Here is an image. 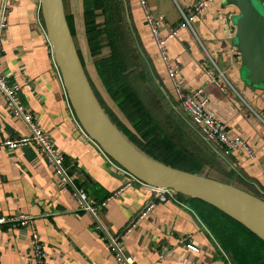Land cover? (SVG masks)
<instances>
[{"label":"crops","instance_id":"crops-1","mask_svg":"<svg viewBox=\"0 0 264 264\" xmlns=\"http://www.w3.org/2000/svg\"><path fill=\"white\" fill-rule=\"evenodd\" d=\"M63 1L87 76L107 107L119 116L120 110L107 95L89 51L84 15L86 8L92 6L91 1ZM201 1L204 0H148L151 13L165 18L160 35L167 37L169 30L178 26L180 10L187 12ZM129 6L153 58L156 75L174 92L139 0H129ZM237 15L234 7L224 8L222 2L215 0L195 21L193 32L180 30L169 41L168 51L183 87L188 91L203 88L210 99L208 111L226 125L231 137L246 140L255 152L253 158L244 152L225 157L209 143L210 152L198 155L207 161L202 175L249 194L251 190L264 195V92L243 81L241 56L233 45L236 35L233 19ZM3 46L1 71L10 84L20 87L22 102L64 155L67 169L80 175L77 185L98 201L112 197L102 215L108 230L113 234L124 231L151 200L152 192L122 171L79 123L48 45L41 0L15 1L4 30ZM210 58L233 89L221 92L206 76L202 66ZM29 132L10 113L0 94V141L18 139ZM118 192L121 193L114 196ZM211 215L206 218L211 219ZM20 216L35 220L49 264H116L108 244L93 230V218L82 211L70 191L61 189L59 178L36 147L0 150V217ZM211 223L204 221L193 206L159 203L125 237L123 246L137 264H235L234 254L227 253L214 237ZM31 251L29 228H0L2 264H35Z\"/></svg>","mask_w":264,"mask_h":264},{"label":"water","instance_id":"water-1","mask_svg":"<svg viewBox=\"0 0 264 264\" xmlns=\"http://www.w3.org/2000/svg\"><path fill=\"white\" fill-rule=\"evenodd\" d=\"M238 15L234 47L241 56L243 81L264 92V3L219 0ZM41 14L54 58L74 113L89 137L131 177L202 201L264 241V200L233 185L165 165L137 148L104 110L92 88L70 31L63 0H41Z\"/></svg>","mask_w":264,"mask_h":264},{"label":"built area","instance_id":"built-area-1","mask_svg":"<svg viewBox=\"0 0 264 264\" xmlns=\"http://www.w3.org/2000/svg\"><path fill=\"white\" fill-rule=\"evenodd\" d=\"M15 1L16 0L2 1L0 10V63L4 54L3 34L4 30L8 26L9 12L11 11ZM214 1L215 0L201 1L187 12L180 10V23L177 27L171 28L169 30V34L167 37H162L160 35V29L161 26L166 24L165 18L163 16H155L151 13L148 6V0H139L140 6L145 14L146 22L149 25L150 31L154 38L157 54L161 59L163 65L165 66L167 76L175 92L176 100L179 102L183 111L188 115L191 122L200 130L203 138L208 143L215 145L225 157L244 152L249 157L253 158L255 152L249 145V143L240 137H231L226 125L223 122L219 121L211 112L208 111L210 99L206 91L203 88L188 91L182 86L179 78V71L172 65L171 57L168 51L169 41L175 38L180 30L188 29L193 32V25L195 21L208 7V4ZM45 33L48 39V45L52 50V55L54 58L53 45L48 38L46 29ZM54 62L57 69H59L56 64L55 58ZM209 67L213 68V70H211ZM202 69L206 76L211 79L212 83L221 92L225 93L228 89H233L224 72L217 66L216 62L212 58L209 59V63L203 64ZM0 94L4 97L6 107L10 111V113L15 118L21 120L30 131L29 135L23 136L21 138L0 141V150L5 149L8 151H16L24 147H36L38 151L43 155L48 166L59 178L61 189L70 191L82 211L86 214H89L93 218V230L95 231V233L101 235L102 239L108 244L109 250L113 256L115 263L137 264L135 257L130 256L125 252L123 240L132 231V229L137 226V224H139L153 211L157 204L174 203L181 205L182 203L179 201V194L173 189L146 185L132 177L133 180L139 185L147 187L151 190L152 198L139 212L135 220L132 221L124 231L118 234L111 233L103 223L102 215L112 197L102 202L98 201L87 191L77 185V181L80 179V175L77 172H70L67 169L64 155L54 146L50 135L44 132L39 127L34 114L22 102L20 97V87L10 84L8 77L1 71V69ZM68 100L70 103V107H72L69 96ZM120 169L124 171L122 168ZM124 172L127 173L126 171ZM120 193L121 192H118L114 196H118ZM5 226H10L13 228H29L32 239L31 252L35 264H49V255L45 249L39 230L35 225V220L32 217L20 216L13 219L0 217V228ZM188 247L192 251H196L195 247ZM0 264H2L1 254Z\"/></svg>","mask_w":264,"mask_h":264},{"label":"trees","instance_id":"trees-1","mask_svg":"<svg viewBox=\"0 0 264 264\" xmlns=\"http://www.w3.org/2000/svg\"><path fill=\"white\" fill-rule=\"evenodd\" d=\"M88 1H91L90 4L92 6H86L84 17L90 55L107 95L115 101L120 110L118 120H122L121 124L123 128H120L111 118L112 121L132 142L149 156L173 168L202 175L207 167V161L192 151H188V148H185L177 138L174 139L173 135L157 134L159 132L151 128L152 124L157 126V123L154 120L152 121L149 114H147V121L144 117L134 118V113L129 109V102L131 101L135 107H140L138 101H129L126 98L120 97V91L116 89L120 83L126 84L128 73L124 57L118 50L117 43L113 39L114 35H112V20L114 17L117 19L119 15L125 12L123 0H113L117 3L114 12L115 16H113V12L109 6V0H86V3ZM146 25L150 29L147 22ZM119 31L121 30L119 29ZM118 35L125 39L122 32H119ZM105 48L108 51H105ZM80 58L84 64L83 57ZM91 85H93L92 82ZM129 98L135 99V97ZM177 103L180 106L178 101ZM103 108L105 109L104 106ZM180 108L182 109L181 106ZM105 111L110 117L106 109ZM82 189L87 191L85 188ZM250 192L264 200V195L261 193L259 194L251 190ZM179 201L193 206L207 223L212 222L210 226L214 237L227 253L230 255L234 254V260L237 264H264V243L256 238L246 227L202 201L186 198L182 195H179ZM205 210L209 211V213ZM210 213L214 214V217ZM207 215H211V219L206 218Z\"/></svg>","mask_w":264,"mask_h":264},{"label":"rangeland","instance_id":"rangeland-1","mask_svg":"<svg viewBox=\"0 0 264 264\" xmlns=\"http://www.w3.org/2000/svg\"><path fill=\"white\" fill-rule=\"evenodd\" d=\"M257 1L261 4L264 3L263 0ZM115 2L109 0V6L113 12V16H115L114 12L117 7V3ZM123 9L125 12L119 15L117 19L114 17L112 20L113 39L116 41L118 50L124 57L128 72L126 84L120 83L119 87H116L120 91V97L126 98L129 101L137 100L140 107H135L131 101L129 102V109L134 113V118L144 117L147 121V114H149L152 121L154 120L157 123V126H154V124L151 125L154 131L159 132L157 134L173 135L175 137L174 139L177 138L185 148H188V151L190 150L199 156L201 152L206 150L210 152V148L208 147L209 143L203 138L200 130L191 122L188 115L178 105L172 87L168 83L162 82L156 75L153 58H151L146 49L145 40L141 38L138 32L133 15L130 14L131 7L129 6V0H123ZM117 31L122 32L125 39L118 35L119 32ZM105 51L108 50L105 48ZM93 90L101 105L110 114V118L120 128H123L121 124L122 120H118V116L107 107L95 87ZM129 97H135V99ZM132 143L139 148L134 142ZM198 149L201 150L197 152ZM140 150L144 152L142 149ZM219 179L221 178L219 177ZM255 237L264 243L261 238L256 235Z\"/></svg>","mask_w":264,"mask_h":264}]
</instances>
